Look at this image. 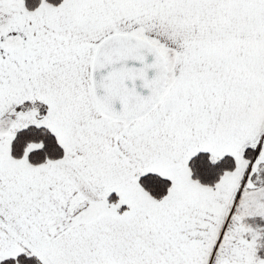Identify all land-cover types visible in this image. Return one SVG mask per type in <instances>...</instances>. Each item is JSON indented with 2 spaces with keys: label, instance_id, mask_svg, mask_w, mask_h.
Returning a JSON list of instances; mask_svg holds the SVG:
<instances>
[{
  "label": "snow or ice",
  "instance_id": "6c2138e0",
  "mask_svg": "<svg viewBox=\"0 0 264 264\" xmlns=\"http://www.w3.org/2000/svg\"><path fill=\"white\" fill-rule=\"evenodd\" d=\"M0 264H264V0H0Z\"/></svg>",
  "mask_w": 264,
  "mask_h": 264
}]
</instances>
